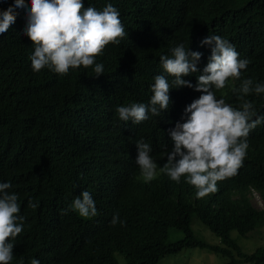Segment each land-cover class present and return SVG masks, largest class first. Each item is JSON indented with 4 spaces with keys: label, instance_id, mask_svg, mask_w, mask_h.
Returning <instances> with one entry per match:
<instances>
[{
    "label": "trees",
    "instance_id": "obj_1",
    "mask_svg": "<svg viewBox=\"0 0 264 264\" xmlns=\"http://www.w3.org/2000/svg\"><path fill=\"white\" fill-rule=\"evenodd\" d=\"M85 7L118 9L128 36L109 44L92 68L70 69L60 76L48 68L34 72L31 41L22 34L26 9L14 8L15 22L0 35V182L18 196L24 230L14 240L11 264H153L184 248H203L224 257L222 264H264V246L244 252L230 237L264 234V122L252 129L237 174L217 182L218 191L203 198L181 177L179 183L160 172L170 150L168 129L186 119L185 107L201 93L188 87L170 90L169 109L139 124L119 120V105L147 103L153 77L162 72L161 54L183 43L202 53L200 41L219 35L235 46L249 64L241 79L264 83V0H82ZM25 6L29 0H24ZM14 0H0V11ZM196 75L184 76L195 85ZM169 82L173 79L168 77ZM240 80L215 90L217 98L239 107L231 92ZM264 116V93L250 94ZM149 143L157 176L145 182L135 162V141ZM88 191L97 208L94 217L69 210L72 200ZM29 201L36 204L29 206ZM118 212L125 225L110 221ZM218 238L207 243L192 228L193 217ZM170 228L182 233L168 241ZM124 257V261L117 258Z\"/></svg>",
    "mask_w": 264,
    "mask_h": 264
},
{
    "label": "clouds",
    "instance_id": "obj_2",
    "mask_svg": "<svg viewBox=\"0 0 264 264\" xmlns=\"http://www.w3.org/2000/svg\"><path fill=\"white\" fill-rule=\"evenodd\" d=\"M14 8L26 9L22 34L34 48L29 56L34 72L48 68L65 76L70 69L83 66L92 68L94 76L99 77L105 74L104 65L97 63L96 57L103 54L107 45H118L128 36L119 11L112 4L97 10L93 6L85 7L82 0H29L27 7L24 0H14V5L0 11V35L15 22ZM200 43L210 47L208 62L202 70L197 67L202 53L183 43L176 44L170 48V54L159 56L162 72L153 77L149 101L131 102L115 109L119 120L139 124L149 119V114L159 117L169 109L173 87L193 88L201 93L185 107L186 119L168 129L172 147L169 150L164 145L162 158L167 159L160 167V172L172 181L179 183L185 177L196 189L197 198L215 193L218 181L237 174L247 154L250 131L264 122V116L258 115L253 103L245 99L253 93H264V83L254 82L252 78L241 79L249 60L240 58L235 46L219 35H208ZM196 73L199 75L195 85L182 79ZM168 77L173 78L171 82ZM229 79L241 81L239 87H231V92L241 101L239 107L227 103L224 97L217 98L213 90L224 89ZM134 143L140 174L145 182H151L157 176V163L150 155L152 148L143 138ZM11 187L9 182H0V264H11L14 254L11 241L24 230L25 217L19 215L18 196L8 191ZM251 196L262 200L255 191ZM29 206L35 208L36 204L29 201ZM69 210L85 218L97 215L95 201L86 190L63 211L66 214ZM110 223L125 225L118 212L113 214ZM30 264H40V261L33 258Z\"/></svg>",
    "mask_w": 264,
    "mask_h": 264
},
{
    "label": "rangeland",
    "instance_id": "obj_3",
    "mask_svg": "<svg viewBox=\"0 0 264 264\" xmlns=\"http://www.w3.org/2000/svg\"><path fill=\"white\" fill-rule=\"evenodd\" d=\"M252 201L256 206L264 204V200L252 196ZM192 228L196 231V235L207 243L217 244L218 238L211 233L196 216L192 220ZM230 237L239 245L244 252H252L259 246H264V234H255L247 237L238 235L235 231H230ZM178 237H182V233L174 228H170L168 241H173ZM120 261H124V257L120 254L116 255ZM225 261L224 257H220L203 248H184L178 253L168 254L160 257L153 264H222Z\"/></svg>",
    "mask_w": 264,
    "mask_h": 264
}]
</instances>
